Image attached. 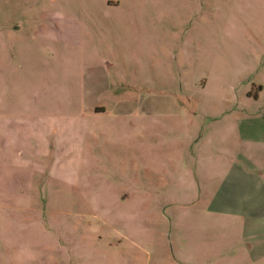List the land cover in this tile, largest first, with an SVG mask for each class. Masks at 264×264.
<instances>
[{"label": "rangeland", "instance_id": "374dc122", "mask_svg": "<svg viewBox=\"0 0 264 264\" xmlns=\"http://www.w3.org/2000/svg\"><path fill=\"white\" fill-rule=\"evenodd\" d=\"M39 114L0 264H264V0H0V119Z\"/></svg>", "mask_w": 264, "mask_h": 264}, {"label": "crops", "instance_id": "0c3cea01", "mask_svg": "<svg viewBox=\"0 0 264 264\" xmlns=\"http://www.w3.org/2000/svg\"><path fill=\"white\" fill-rule=\"evenodd\" d=\"M21 118L24 117H17L16 119L14 117H3L0 119V135L4 136L0 138V147H2L3 151L4 148L9 147V144L12 146L10 152H1L0 157L8 154L10 160L15 161V164L10 166L19 167L20 170L24 172L25 176V184H23V186H16V193L24 202H20L19 198V202L17 201L16 204H11L15 209L10 210L36 211L41 210V199H43V197L40 194L39 199L36 198V201H33L32 197L33 179L37 160L35 147L38 143L41 145V143L46 140L47 133H53L51 128L53 119L47 114L26 117L23 120ZM19 119H21V121L18 122ZM20 122L21 124L18 125ZM8 134H10V138ZM26 172H28V174H26ZM30 179L31 184L27 187L26 183Z\"/></svg>", "mask_w": 264, "mask_h": 264}]
</instances>
